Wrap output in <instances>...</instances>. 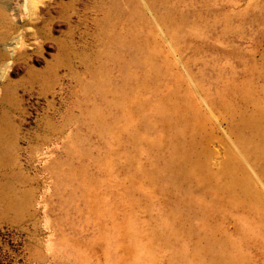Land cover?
Listing matches in <instances>:
<instances>
[{"label": "rangeland", "instance_id": "obj_1", "mask_svg": "<svg viewBox=\"0 0 264 264\" xmlns=\"http://www.w3.org/2000/svg\"><path fill=\"white\" fill-rule=\"evenodd\" d=\"M0 264H264V0H0Z\"/></svg>", "mask_w": 264, "mask_h": 264}]
</instances>
